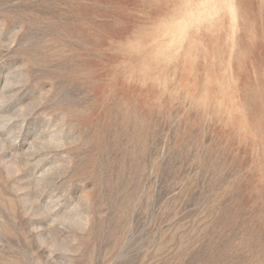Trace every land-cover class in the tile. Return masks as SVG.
<instances>
[{
  "label": "rangeland",
  "instance_id": "1",
  "mask_svg": "<svg viewBox=\"0 0 264 264\" xmlns=\"http://www.w3.org/2000/svg\"><path fill=\"white\" fill-rule=\"evenodd\" d=\"M0 264H264V0H0Z\"/></svg>",
  "mask_w": 264,
  "mask_h": 264
}]
</instances>
